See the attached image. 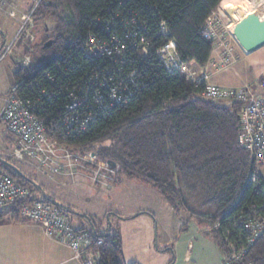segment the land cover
<instances>
[{"label": "trees", "instance_id": "1", "mask_svg": "<svg viewBox=\"0 0 264 264\" xmlns=\"http://www.w3.org/2000/svg\"><path fill=\"white\" fill-rule=\"evenodd\" d=\"M222 1L40 0L33 14L41 41L35 44L30 68L17 64L14 77L16 84L28 76L32 88L26 85L21 92L50 122L61 121L69 92L93 100L104 95L97 79L119 82L123 73L121 78L133 92L128 101L108 110L90 101L98 118L85 130L68 131L67 145L81 151L99 146L101 160L117 166L126 177L137 176L155 186L176 211L186 209L206 222L224 254L226 236L236 237L242 230L239 219L248 215L251 206L264 207L259 165L238 142L239 104L204 97L205 83L195 84L180 71H168L157 53L174 39L185 61L204 67L214 46L206 23ZM91 33L109 48V55L96 58L84 52ZM141 41L148 42L143 57L132 47ZM116 47L125 48L129 62L122 63ZM132 71L133 77L128 76ZM104 99L108 100L106 95ZM0 166L30 189L29 201H49L69 216L75 213L53 196L44 197L43 184L15 161L0 156ZM6 216L18 218L19 209H0V220ZM86 216L92 229L77 227L103 239L97 249L103 261L139 264L124 259L116 228L110 224L104 232L94 217ZM247 259L264 264V230Z\"/></svg>", "mask_w": 264, "mask_h": 264}, {"label": "built area", "instance_id": "2", "mask_svg": "<svg viewBox=\"0 0 264 264\" xmlns=\"http://www.w3.org/2000/svg\"><path fill=\"white\" fill-rule=\"evenodd\" d=\"M39 1L37 0L34 7L24 15L18 33L14 40L5 47L0 60L11 54L20 42L32 43L34 39L32 16ZM161 25L164 26L165 23L162 21ZM163 32L169 33L166 27L163 28ZM213 34L214 32L207 29V36L214 39ZM28 38L30 42L27 41ZM132 47L137 55L142 57L148 52V42L132 43ZM29 48L32 49L30 45ZM108 49L91 33L85 44L84 52L92 57L100 58L110 54ZM115 49L122 63L129 62L124 47ZM157 53L168 71H180L195 84L205 83L202 92L204 97L214 101L225 100L239 104L238 142L251 154L252 159L258 165L264 164V74L259 81L261 92L256 91L253 85L221 87L207 82L210 74L205 69L194 66L193 61L187 62L181 57L177 50L176 40L170 39L164 43L157 49ZM25 57L27 61L18 60L17 64L22 68H30L32 61L27 55ZM30 73L28 75H31ZM134 73L132 71L128 76L133 77ZM122 74L119 75V82L97 79L108 100H105L102 94L95 95L91 100L87 96L76 95L73 91L69 92L70 101L65 103V112L61 116V121L57 119L50 122L36 113V105L34 106L32 100L26 98L24 92H21L26 85L27 88H32L28 76H24L11 88L0 112V121L5 131L15 140V145L8 155L31 163L49 176H65L73 179L80 174L78 170L81 165L78 161L83 160L85 167L90 163L98 169L91 174L93 179L91 182L93 184L102 182L100 176L102 169H106L105 165L95 162V158L90 160L75 154L67 145L65 138L68 137V131L76 133L85 130L91 122L98 118L99 115L93 111L94 105L90 101L100 104V107L105 110L128 101L133 92L121 78ZM34 82L39 83V80H34ZM90 84L93 86V79ZM62 126L66 128L61 130ZM99 174L101 175L97 178ZM30 195V189L27 186L18 183L6 169L0 166V209L18 203L20 217L40 223L48 238L70 247L74 257L82 264H109L103 261L97 252L103 239L98 238L89 230L78 228L71 217L56 204L44 200L29 201ZM239 222L242 230L236 234V237L231 234L226 236L224 264H254L247 257L264 230V207L251 206L248 215L241 217Z\"/></svg>", "mask_w": 264, "mask_h": 264}, {"label": "crops", "instance_id": "3", "mask_svg": "<svg viewBox=\"0 0 264 264\" xmlns=\"http://www.w3.org/2000/svg\"><path fill=\"white\" fill-rule=\"evenodd\" d=\"M35 1L0 0V39L3 40L2 44H0V55L8 45V41L11 43L14 40L24 15L32 9ZM219 6L213 11L206 23L207 29L214 32V46L210 59L204 67L194 61L192 64L202 67L210 74L208 83L227 88L253 85L256 91L261 92L259 81L264 74V44L252 50H246L237 39L234 28L256 10H259L264 15V0H248L232 12H223L219 9ZM32 17V33L34 39H37L34 14ZM262 33H264V27L262 28ZM30 39L28 38L27 41L30 42ZM34 39L33 41H35ZM29 45L33 49L31 43L24 44L20 42L11 52L13 62L9 61V65L13 74L12 81L8 80L7 75L2 72L4 71L3 69L0 70L2 74L0 75V96H5L6 98L14 86L16 81L14 77L15 67L19 59L32 53L29 52L32 51ZM243 58L250 59L248 68L252 75L249 78L250 81H245L241 84L235 83L232 77L235 76V72L222 76L221 72L225 68L232 66ZM0 61H4V59ZM12 65H14V68ZM259 65H261L260 68L257 67ZM4 145L7 147L5 148L7 151L12 149L14 147L13 139L5 136ZM262 167L264 169V164ZM261 175L264 180V175ZM52 182L60 186L73 187L77 186L80 181ZM86 182L88 185L94 186L91 181ZM36 183L41 182L36 181ZM109 183L110 181L99 182L97 186L104 185L108 187L107 184ZM119 183L122 185L126 181ZM146 184L153 186L147 182ZM43 186L47 195L53 196L57 202L69 206V204L57 199L53 192L50 193L45 184ZM170 206L173 208L171 204ZM173 210L176 211L174 208ZM116 213L114 214L119 221L115 223V228L121 234L123 256L127 263L177 264L178 262H183L186 264H204L206 259H208L211 264H224L222 249L214 238L211 227L202 220L197 221L195 218L191 219L190 217L189 221L182 224L179 231L181 232L180 238L176 237L174 239L176 240L175 243L165 238V246H160L159 242H157L158 234L156 232V226L159 223L158 216L153 210L144 209L134 216L131 215L132 217L120 216L121 214ZM86 215L92 216L88 212ZM86 215L83 216L87 217ZM81 226L87 228L83 224L79 225V227ZM168 241L170 242L166 244ZM0 264L82 263L74 257L70 247L48 238L40 223L20 216L16 219L6 216L0 220Z\"/></svg>", "mask_w": 264, "mask_h": 264}, {"label": "rangeland", "instance_id": "4", "mask_svg": "<svg viewBox=\"0 0 264 264\" xmlns=\"http://www.w3.org/2000/svg\"><path fill=\"white\" fill-rule=\"evenodd\" d=\"M246 1L248 0H223L219 9L223 12H232L241 7ZM34 40L35 41H31L33 49H31L32 51H29L32 53L27 55L31 61L35 56V54H33V51L36 49L35 44L36 42L41 41V39L38 38ZM42 40H45V36H43ZM2 42L3 40L0 39V44H2ZM9 44L10 41H8V45ZM37 51L39 52V50H36V52ZM3 59L4 61H0V70L3 69L4 71L2 72L7 75L8 80L12 81L13 74L9 65V61H12V56L9 54ZM21 60L24 62L27 61V58L24 56V58L19 59V61ZM249 64L250 59L243 58L232 66L225 68L221 74L222 76H226L230 72H235V76H232L235 83L241 84L245 81L248 82L250 81V76H252L250 70H248ZM12 66L14 68V65ZM257 67L260 68L261 65ZM0 75L2 74L0 73ZM4 101L5 96H0V109L4 104ZM218 102L222 104L229 103L228 101L225 102V100H219ZM1 123L2 122H0V156H4L6 158H10L12 161H15V163H17L22 170L30 174V176H32L35 180L45 184L47 190L50 193L53 192L57 199L69 204L75 212L71 213L70 217L76 226L83 224L85 227L92 229V224L88 218L83 216L88 212L95 218L98 228L105 232L109 229V224L113 225L115 228V223L119 221L118 217L114 214L116 212L121 214L120 216H134L139 211L144 209L153 210L157 214L159 222L156 226V232L158 234L157 242H159L160 246H165V238H168V240L174 243L176 242V240H174L176 237L180 238V228L184 222L189 221L190 217L191 219L195 218L197 221L201 220L199 216L186 209L174 211L173 208H171L170 203L161 195L155 186H149L146 184L144 179L137 176L126 177L122 174V172H118L117 166L110 165L106 163V161L101 160L98 155V151L100 149L99 146L83 151L70 148L75 154L82 155L90 160L95 158V162H100L105 165L106 169H102V175H97V178L101 175L100 179L102 182L110 181V183L107 184L108 187L104 185L98 187L97 184L90 186L87 184L86 181H93L91 174H94V172L98 171V169L90 163H88L85 167L83 160L78 161L81 165L79 168L80 170H78L80 174H78L75 179L65 176H49L39 168L33 166L31 163H26L19 158L10 157L8 155L10 150L7 151V149H5L7 147L4 145L5 135L7 132L5 131L4 125ZM262 165H259L258 170L264 175ZM52 181L80 182H78L77 186L66 187L57 185ZM113 181H126V183L120 185V183H115ZM15 206L19 209L18 203L10 207ZM10 207H6V209H9ZM177 264L186 263L178 262ZM204 264L211 263L208 259H206Z\"/></svg>", "mask_w": 264, "mask_h": 264}, {"label": "water", "instance_id": "5", "mask_svg": "<svg viewBox=\"0 0 264 264\" xmlns=\"http://www.w3.org/2000/svg\"><path fill=\"white\" fill-rule=\"evenodd\" d=\"M263 27L264 15L256 10L234 28V33L246 50H252L264 44ZM42 194L48 196L45 190H42Z\"/></svg>", "mask_w": 264, "mask_h": 264}]
</instances>
